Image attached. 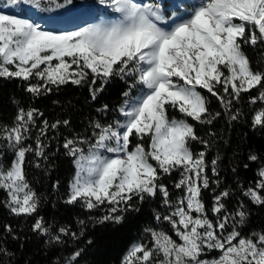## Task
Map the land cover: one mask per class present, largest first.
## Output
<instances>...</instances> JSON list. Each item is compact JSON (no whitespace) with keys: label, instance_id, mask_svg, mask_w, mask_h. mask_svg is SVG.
Here are the masks:
<instances>
[{"label":"snow or ice","instance_id":"6c2138e0","mask_svg":"<svg viewBox=\"0 0 264 264\" xmlns=\"http://www.w3.org/2000/svg\"><path fill=\"white\" fill-rule=\"evenodd\" d=\"M71 2L11 0L41 12ZM99 2L118 14L117 18L75 30H49L30 19L0 14V78L26 82L25 91L34 97L62 85L90 81L94 101L114 77L133 78L123 93L122 121L94 122L91 138L64 139L65 155L72 158L75 168L65 203H80L89 211L103 207L105 214L97 222L118 225L124 213L139 211L138 204L158 194L162 197L168 211L157 212L155 219L166 222L171 234L146 228L150 244H133L122 264H264V230L241 232L248 213L243 204L234 214L228 213L224 200L229 190L214 195L210 211L215 220L210 218L203 192L219 182L207 174L206 151L191 148L192 142H199L207 149L209 141L198 136L188 122L190 118L198 124H212L221 116L210 111L208 96L200 90L219 102L230 121H236L239 111H232L234 102L255 89L257 95L249 96V103L261 107L254 111L251 125L264 130V70L253 68L244 51V46H264V0H193L167 17L160 3ZM133 89L136 96L130 95ZM107 110L108 105L98 109ZM173 110L184 118L172 117ZM42 115L33 108H20L11 127L0 126V143L12 150L7 164L0 159V191L6 193L4 206L15 216H32L40 205L27 178L28 154H34L33 165L41 167L37 160H48V145L42 137L47 139L48 132L61 124L70 125L69 120L50 124L45 119L38 126ZM37 127L33 147L26 142ZM248 159L254 162L258 157L251 154ZM217 160L211 161L213 176L218 175ZM177 172L174 188L180 194L173 199L163 180ZM256 176L255 184L244 189L243 195L261 207L264 167ZM50 227L41 217L32 230L47 236ZM5 230L11 232V227L6 225ZM68 234V228L61 227L52 239L60 242L61 235ZM71 235L76 237V233ZM6 251L0 248V255ZM211 253L215 254L209 258ZM79 255L76 252L72 259Z\"/></svg>","mask_w":264,"mask_h":264},{"label":"trees","instance_id":"16d2710c","mask_svg":"<svg viewBox=\"0 0 264 264\" xmlns=\"http://www.w3.org/2000/svg\"><path fill=\"white\" fill-rule=\"evenodd\" d=\"M4 1L6 0H0V5ZM61 1L59 0L60 3ZM96 2L97 0H72L71 5L76 7ZM244 51L253 68L264 70V46H244ZM132 82L133 78L125 81L114 77L93 101L89 92L90 81L82 85L71 83L62 85L48 94L34 97L25 91L26 82L0 78V126L11 127L20 108L25 110L33 108L42 113V117L37 119L38 126L45 119L50 124L56 121H70L68 127L61 124L57 130H50L47 139L42 137L43 142L48 145L45 150L48 153V160H37L41 167L33 165L32 161L37 159L34 154L30 153L27 156V178L40 198L37 212L32 216L11 214L4 206L6 193L0 191V248L7 250L4 255H0L2 264H122L123 257L133 244L140 242L150 244L151 237L145 232L146 228L164 229L171 234L170 226L166 222H157L155 219L157 212L163 215L168 211L163 206L159 194L138 204V212L124 213L125 219L118 225L97 222L98 218L105 214L106 209L103 207L89 211L80 203L73 205L65 203L75 168L72 158L65 155L62 147L64 139L77 135L91 138L93 136L91 125L94 122L106 125L112 121H122L124 117L119 109L126 99L123 93L128 91V85ZM32 83L36 81L32 80ZM95 87H99V83ZM200 91L208 96L210 111L221 113L212 124H198L188 118L198 136L209 141L207 149L199 142H192L191 148L194 152L206 151V160L209 162L207 174L210 180L219 182L212 183L210 188L203 192L209 216L215 220L210 211L214 195L227 189L230 196L224 200V204L228 213L234 214L241 204L248 213L245 223L240 225L241 232L247 235L264 230V206L253 205L243 195L244 189L255 184L257 171L264 167V130L253 129L251 125L254 111L261 105L250 104L249 96H256L257 91L254 89L250 93L242 94L240 100L234 102L232 111H239V118L236 121H230L223 114L224 109L214 97L204 90ZM130 95L136 96L137 91L133 89ZM104 105H108V110L98 111ZM170 115L177 119L184 118L174 110ZM38 130V127L33 128L31 139L26 142L33 147ZM0 153H3L0 159L5 164L12 159V150L6 143H0ZM251 154H255L258 159L254 162L249 161L248 157ZM217 158L218 175L213 176L211 161ZM245 164L248 165L247 168L244 167ZM178 179L177 172L164 177L163 180L173 199L180 194L174 188V182ZM53 185L57 186L54 188ZM41 217L46 225L51 226L50 235L41 236L32 230L35 220ZM80 221L84 222L83 225L79 223ZM6 225L11 227V232L5 230ZM61 227H67L69 234L61 235L60 242H56L52 237L58 234ZM71 233H76V237L74 238ZM13 236L17 238L13 239ZM76 252L80 255L73 260Z\"/></svg>","mask_w":264,"mask_h":264},{"label":"rangeland","instance_id":"374dc122","mask_svg":"<svg viewBox=\"0 0 264 264\" xmlns=\"http://www.w3.org/2000/svg\"><path fill=\"white\" fill-rule=\"evenodd\" d=\"M136 2L160 3L162 12L167 17L173 11H178L182 7L192 4L193 0H163L162 2L158 0H136ZM61 3H66V0H62ZM102 12L118 15L106 5H102L99 0L91 5H79L76 7H72L70 3L66 4L64 8L50 12H41L30 5L12 4L11 0H6L0 5V14H14L19 18L30 19L40 23L49 30H75L77 27L98 23L101 20L100 15ZM104 154L108 155L107 153Z\"/></svg>","mask_w":264,"mask_h":264}]
</instances>
